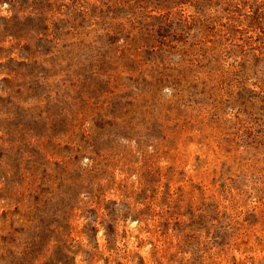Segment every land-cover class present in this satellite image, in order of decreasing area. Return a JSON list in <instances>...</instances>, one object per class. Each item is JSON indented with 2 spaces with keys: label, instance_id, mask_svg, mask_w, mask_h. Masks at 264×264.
<instances>
[{
  "label": "rangeland",
  "instance_id": "rangeland-1",
  "mask_svg": "<svg viewBox=\"0 0 264 264\" xmlns=\"http://www.w3.org/2000/svg\"><path fill=\"white\" fill-rule=\"evenodd\" d=\"M0 264H264V0H0Z\"/></svg>",
  "mask_w": 264,
  "mask_h": 264
},
{
  "label": "bare ground",
  "instance_id": "bare-ground-1",
  "mask_svg": "<svg viewBox=\"0 0 264 264\" xmlns=\"http://www.w3.org/2000/svg\"><path fill=\"white\" fill-rule=\"evenodd\" d=\"M133 226V225H132Z\"/></svg>",
  "mask_w": 264,
  "mask_h": 264
}]
</instances>
